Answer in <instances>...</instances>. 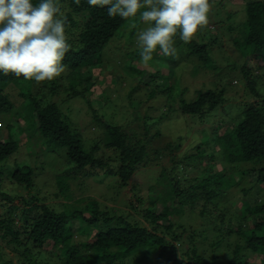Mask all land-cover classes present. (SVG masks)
Masks as SVG:
<instances>
[{"label":"trees","instance_id":"trees-1","mask_svg":"<svg viewBox=\"0 0 264 264\" xmlns=\"http://www.w3.org/2000/svg\"><path fill=\"white\" fill-rule=\"evenodd\" d=\"M0 2V9H6L3 16L0 13V34L1 32L8 34L10 25L22 29L24 26L30 27L34 22L40 23L41 33L44 36L40 43L43 42V44L41 43L42 45L32 55L37 57L45 55V52L49 53L52 45L58 51L63 63L69 66L75 74H79L81 80L83 74L81 72H85L90 65L101 62L106 47L120 32V29L131 27L129 34L130 37L134 36L135 27L141 25L148 17L145 0L118 2L112 0H0ZM157 4L161 13L158 15L159 19L154 22L155 30L160 26V19L167 13L166 6L169 5L159 2ZM242 11L245 15L242 24L243 32L241 36L235 37L233 42L246 61L257 58L255 64L262 67L264 62V0L250 1L244 5ZM51 12L57 16L60 13L65 14L59 17L61 19L52 23L47 19V14ZM232 15L230 14L229 17ZM80 16L82 17L81 26L78 21ZM203 19L204 12L196 8L189 19L194 32L200 30ZM59 21L60 26H58ZM50 27H54L52 32L48 30ZM74 29H78L79 34L69 43L57 39L52 43L49 42L50 39H55L63 32L74 34ZM212 35L215 36V34ZM214 44L215 41L208 44L190 42L189 46L193 54L198 55L207 65L209 64L208 67H212L208 49ZM43 45L45 48L42 50ZM159 49L158 45L143 48L144 52L150 53L155 58L152 62H144L140 54L132 53L133 60L142 66L137 68L130 65L132 71L141 74L145 71H142L143 67L155 68L154 64L156 61H162L160 57L165 53L158 52ZM30 64L29 59L21 58L0 39V114L9 113L13 109L4 89L9 85H18L27 80L30 77L27 71ZM155 71L157 70H154L149 83L155 77L167 79L162 74L163 69ZM243 72L247 77V87L258 100L246 104L243 117L228 129H223L221 134L219 131L222 128L216 129L213 146L216 150L208 155L207 164L200 160L206 157L208 152L197 148L196 154H193L195 164L189 161L187 167L193 166L199 169L191 172L188 178L179 179L178 176L169 174L167 169H162L158 180L163 184L161 191L154 192L149 189L146 194H143L136 186L134 177L137 171L147 166L150 159L145 143L138 141L133 145L123 128L105 125L108 131L105 146L114 152V160L120 163L119 169L113 170L108 167L105 174L117 177L122 182L121 184L117 182L120 187L131 184L130 206L143 215L144 221L142 222L138 220L131 222L125 216L101 211L100 203L96 200H91L85 205L84 211L88 214L86 216L83 211L58 214L46 204H40L39 199L32 194L28 199L24 197L19 199L18 196L12 195L2 187L1 177L4 175L2 163L18 152L20 144L12 137H9L7 142L0 140V205L4 207V212L0 215L2 239L9 238L7 243L17 245L14 251H18L21 257L27 258L31 264H49L38 260L41 254L43 258L45 257L43 253L49 254L48 257L51 259H57L60 264H119L130 255L145 252V257L153 258L158 251L162 256L167 252L170 253L165 258L166 264H251L250 256L256 254L259 256L258 264H264V95L259 93L256 81L252 75L248 76L249 73L245 67H243ZM89 76L84 81L73 78L71 86L80 82L85 84L83 85L85 92H92L93 85L89 83V80L95 82L97 76L94 74ZM172 89L171 86L168 91L171 92ZM155 93L153 90L152 95ZM24 97L27 100L24 106L26 114L17 112L15 117L18 122H25L29 127L40 132L47 146L62 149L67 163L75 170L74 174H81L91 164L98 167L105 166L85 151L81 136L72 133L67 120L61 117L55 103L43 107V98L37 99L31 92L26 93ZM226 101L223 91L198 92L197 98L191 102L181 99L179 110L184 115L203 118L207 112L216 109ZM20 125L21 128L27 126L26 124ZM7 126L12 129L11 125ZM20 127L14 131L22 132ZM25 130H29L28 127ZM146 131L148 134V130ZM159 136L160 134L157 133L151 139ZM211 143L213 142H206L208 147ZM173 152L174 150L171 149L170 161L172 165H175L180 160L174 161ZM218 156L222 158L223 163L231 166L236 164V170L232 168L231 173L228 170H215L213 163ZM240 163H251L254 167L238 169ZM245 176L253 186L243 187L240 190L242 198L236 197L237 200L236 198L231 200L232 204L238 201L240 222L234 223L230 218V209H226V205L222 211H219L221 213L214 217L217 211L216 206L220 204L217 199L226 198L223 199L225 204L226 201L230 202L227 199V191L238 185ZM7 179L27 189L34 186L31 168L27 173H24L22 169L9 173ZM59 184L61 188L66 187L64 181H59ZM252 193L255 196H262V202L257 201L251 205L247 198ZM143 195H147V198ZM15 202L21 203L22 206ZM148 204L152 208L144 207ZM158 204H162L160 210H158ZM186 207H189L190 213L198 212L199 217L206 215H213V217L210 221L205 220L206 224L202 226V229L193 230L192 225L187 226L180 222L187 215ZM213 218L218 219L220 223L207 224L213 221ZM75 221H79L77 226L73 225ZM93 231H96V235L88 239L76 237L77 234H91ZM224 234H237L243 239L244 244H236L235 248L230 251V255L222 256L218 249L224 243ZM176 243L180 244L179 247L187 243L186 246H188L181 250L188 255V260L177 256L179 248L175 246ZM54 249L59 250L56 257H54ZM208 251L210 253H207ZM242 252H247V254L242 255ZM1 257L2 254L0 264H15L12 260Z\"/></svg>","mask_w":264,"mask_h":264},{"label":"rangeland","instance_id":"rangeland-1","mask_svg":"<svg viewBox=\"0 0 264 264\" xmlns=\"http://www.w3.org/2000/svg\"><path fill=\"white\" fill-rule=\"evenodd\" d=\"M250 1L254 0H145L148 17L141 25L135 27V35L130 37L131 27L120 29V32L106 47L101 62L90 65L85 72H81L83 73L82 80L79 74H75L69 66L63 63L58 51L52 45L49 53L45 52V55L39 57L32 55L43 44V42L40 43L44 39L40 23L34 22L30 27L24 26L22 29L10 25L9 33L1 32L0 39L21 58L29 59L31 64L27 67L30 76L27 80L18 85H9L4 89L13 109L9 113L0 114V140L7 142L9 137H12L19 142L20 148L2 163L3 189L18 196L19 199L22 197L28 199L30 194L35 195L40 204H46L58 214L83 211L87 216L88 214L84 211L85 205L91 200H96L100 203L101 211L125 216L131 222L144 221L143 215L130 206L131 184L120 187L117 182L119 184L122 182L117 177L105 174L108 167L113 170L120 167V163L114 160V152L105 146L108 138L105 125L123 128L133 145L138 141L145 143L150 159L147 162L148 165L141 167L135 175L136 178L134 177L137 188L141 189L143 194H146L149 189L154 192L163 189V184L158 180L164 168L169 174L178 176L179 179L188 178L191 172H196L199 168L187 167V164L189 161L195 164L193 154H196L197 148L208 152L206 157L200 160L207 164L208 155L216 150L213 147L216 129L222 128L219 131L221 134L223 129H228L243 117L246 104L258 100L247 87L248 81L243 67L249 73L248 76H253L259 87V93L264 95V62L262 67H258L255 64L257 58L246 61L233 42L234 38L241 36L243 32L242 24L245 15L242 10L244 5ZM157 2L169 5L166 6L167 13L160 19V26L155 30L154 22L159 19L158 15L161 13ZM196 8L204 12V19L198 32H194L189 23L190 16ZM5 12V8L0 9L1 16ZM64 14L60 13L57 16L51 12L47 14V19L54 23ZM230 14L233 15L229 17ZM78 19L81 26L82 17ZM58 26H60V21ZM229 27L232 29L229 30ZM48 30L52 32L54 27ZM78 31L74 29V34L63 32L55 39L49 40L48 38L47 40L51 43L56 39L69 43L76 38ZM214 41L215 44L210 45L208 49L212 60V67H208L209 64L207 65L198 55L193 54L189 43L208 44ZM156 45L160 46L158 52H165L160 57L162 61H156L155 68L143 67L141 68L142 71L145 70L143 73H134L130 65L137 68L142 67L133 60L134 55L140 54L144 62H152L155 58L150 53L144 52L143 48L156 47ZM44 48L45 45L42 50ZM132 53L135 54L131 55ZM160 69H163L162 74L167 79L155 77L149 83L154 70ZM93 74L97 77L95 82L89 80V83L93 85L92 92H85L83 86L85 84L80 82L71 86L73 78L84 81ZM171 86L173 89L170 92L168 90ZM153 90L156 93L152 95ZM208 91L215 93L223 91L227 101L207 112L203 118L184 115L179 110L181 99L191 102L197 98L198 92ZM29 92L37 99L43 98V107L55 103L61 117L67 120L72 133L81 136L85 151L105 166L98 167L91 164L81 174L76 175L75 170L67 163L62 149L47 146L40 132L29 127L25 122L19 123L15 114L17 112L26 114L24 106L27 100L24 95ZM145 122L147 123L146 129L144 128ZM8 124L12 126V129L7 126ZM20 124L27 126L21 128ZM19 127L22 132H15L14 130ZM27 127L29 130H25ZM157 133L160 136L151 139ZM207 141L213 143L208 147ZM171 149L174 150L172 156L174 161L180 160L178 164L172 165L170 161ZM213 164H215V170L218 171L228 170L231 173L232 168L236 170V164L231 166L223 163L220 156ZM25 166L33 170L34 186L29 189L15 185L7 179L9 173L19 169L27 173L29 168ZM253 167L251 163H240L238 169ZM59 181H64L66 187L61 188ZM251 186L253 184L245 176L238 185L229 188L226 195L230 202L226 201L225 204L223 199L226 198L217 199L220 204L216 206L217 211L214 217L221 213L219 211H222L226 205V209H230V218L235 224L239 223L241 218L238 201L232 204L231 200L236 197L242 198L240 190ZM143 196L147 198V195ZM247 199L253 205L257 201L261 203L263 198L252 193ZM18 204L22 206L21 203ZM144 207L152 208L149 204ZM161 207L162 204H158V210ZM0 210H2L0 211L2 215L3 205H0ZM185 211L187 215L180 222L187 226L192 225L193 230L202 229V226L206 224L205 220L210 221L213 217V215L199 217L198 212L190 213L189 207H186ZM213 219L207 224L220 223L218 219ZM78 223L79 221H75L73 225L77 226ZM95 232L85 235L77 234L76 237L88 239L90 236H95ZM1 233L0 231L1 258L12 260L15 264H31L27 258L21 257L18 251H14L17 245L7 243L9 238L2 239ZM224 235V243L222 242L223 244L218 249L222 256L230 255V251L235 248L236 244H244L243 239L237 234ZM186 244L181 247L179 243L175 244L179 248L177 256L180 259L188 260L189 258L181 250L188 246ZM54 250V257H56L59 250ZM159 252H156L153 258L145 257V252L136 253L120 261L119 264H166L165 258L170 253L167 252L162 256ZM43 254L44 258L42 254L41 257L38 256L40 262L60 264L57 259L49 258V254ZM245 254L247 252H242V255ZM250 260L251 264H258V254L250 256Z\"/></svg>","mask_w":264,"mask_h":264}]
</instances>
